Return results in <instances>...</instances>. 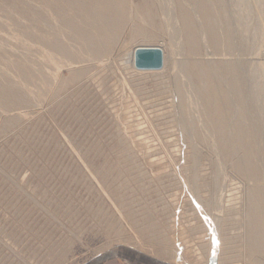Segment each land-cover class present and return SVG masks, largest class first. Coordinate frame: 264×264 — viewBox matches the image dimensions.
I'll return each mask as SVG.
<instances>
[{"label": "rangeland", "instance_id": "374dc122", "mask_svg": "<svg viewBox=\"0 0 264 264\" xmlns=\"http://www.w3.org/2000/svg\"><path fill=\"white\" fill-rule=\"evenodd\" d=\"M14 1L22 6L27 0H21L23 4L6 0L3 4ZM40 1L43 2L36 0L31 8ZM132 1L135 5L140 3ZM250 1V45L243 55L248 61L246 66L253 65L251 61L264 62V34H260L262 40L259 38L264 0ZM2 11L0 42H4V51L0 49V54H4L0 55V70H8L10 60L21 59L26 66L37 67L35 72L42 75L35 73L38 81L33 79L36 83L31 86L38 100L29 102L32 106H14L18 110L8 113L14 123L8 130L2 124L8 114L2 113L0 107V264H210L213 227L206 223L205 213L215 212L206 201L213 195L211 180L217 176V169L221 187L227 188L223 211L231 213V221L222 229L221 258L218 256L215 263L264 264V254L249 253L243 235L247 189L255 182L238 171L231 159L219 154V142L209 133L202 99L196 91L190 92L194 97V103H189L190 116L200 124L202 132L194 142L201 150L200 181L196 184L191 182L194 144L184 141L176 117L172 70L168 67L164 72H136L127 68L131 50L138 44H160L169 53L173 42L180 40L177 35L164 32L133 39L127 27L119 36L117 47L101 61L77 63V67L86 68L85 73L61 91L59 81L50 74L58 70L62 77L69 75L63 78L71 79L70 67L46 61L42 54L46 46L30 34H26V42L39 46L35 48L38 52L43 47L41 54L34 48L28 50V42L22 44L18 40L19 45L18 41L15 44V35L24 37V28ZM11 37L16 39L10 40ZM252 42L257 44L253 46ZM25 47L28 51L24 52ZM40 66L43 69H38ZM10 80L15 83L19 79L12 74ZM252 80L264 81V77L257 74ZM48 83L50 87H46ZM19 113L25 116L21 118ZM96 168L101 172L97 173ZM194 193L201 199L196 200ZM148 215H153L152 219ZM167 246L177 255L176 259L152 256Z\"/></svg>", "mask_w": 264, "mask_h": 264}, {"label": "bare ground", "instance_id": "6f19581e", "mask_svg": "<svg viewBox=\"0 0 264 264\" xmlns=\"http://www.w3.org/2000/svg\"><path fill=\"white\" fill-rule=\"evenodd\" d=\"M2 1H0L2 3H0L2 5L0 10L3 9L8 18L17 21L14 23H18L24 28V37H22V35H15L17 37L15 44H17L18 40H20L21 43H27L28 41L26 42L25 36H27L26 34H30L35 40L38 39L39 42L43 44L42 46H46L45 50L41 47V51L43 50L42 54L46 61L53 65L60 64V66L66 65V67H70L72 74L71 79H65L69 75L63 76L65 77L63 78L62 75H60L62 72L59 74L57 69V71L50 74L53 80L59 81L58 87L61 88V91H63L62 89L66 88L68 84H71V82L82 78L85 73L86 68L77 67V63L85 60L101 61L102 57L109 54L119 43V36L127 27H130L131 37H133V39L160 36L164 32L170 33L171 35L173 33L174 37L177 35L180 40L182 39L181 41H175V44L173 42V45L169 43V46L171 45L169 53L160 44H138L131 50L130 65L127 66V68L136 72H164L168 67L172 70L171 88L174 92V101L177 107L176 117L180 123L184 141L189 144H194V161L191 164L193 169V180L191 182L196 184H199L200 181L199 167L201 166V150L194 142L201 136L202 132L200 124L190 116L189 103H194V97L192 98L190 92L196 91L197 97L202 99V111H204L209 123V133L216 142H219V154L226 159H231L238 171L250 177L251 182L253 180L255 182H252L253 184L249 185V189H247L248 193L246 200L248 207L245 213V233L243 235L246 238V242H244L246 243L249 253L253 255L264 254V136L261 135V132L264 130V81L252 80L253 76L256 77L257 74L262 78L264 77V62H260L259 60H257L259 62L251 61V59L249 61L254 62L253 65L247 64L249 66H246V62L248 61L243 58V55H246L248 52L250 45V43L248 44V39H250V37L248 38L247 35L249 34L247 33L249 26L248 17L251 15L250 0H140L138 5H135L132 0H42L43 2L41 3L40 1V5L37 3L39 1H37L36 4L38 5L33 8H31V5L36 0H27L25 2L26 4H23L24 1L19 0V2L21 1L23 4H21L22 6H20L18 2L15 3V1L12 4L4 5L6 4V0L5 2ZM24 5L25 7L28 5V7L25 8ZM261 11L263 12L260 23L262 33H259V35L264 34V9ZM1 16L2 15H0V17ZM1 23L2 21L0 24ZM4 24L6 23L4 22ZM12 36L14 35L12 34ZM260 37H262V35H260L259 38ZM11 38L10 40H13L15 37ZM20 42L18 41V45ZM3 43L4 42H0V49L2 50L4 49ZM254 43L252 42L253 46H255ZM27 44L28 50L36 48L33 47L34 43L31 45V43L28 42ZM20 46L22 45L20 44ZM140 46L162 48L164 51L163 67L160 69H138L135 66V50ZM38 47L36 49H39ZM47 48L49 49L47 50ZM26 49L25 47L24 52L28 51ZM36 49L35 52L38 54L40 52L41 54V51L38 52ZM33 51L34 50H32V53ZM254 53L256 54V51ZM3 54L0 55L3 56ZM18 55H21L20 52ZM228 55L232 57H228ZM8 57L7 59H9ZM23 57L27 58V55ZM35 58L37 59V55ZM245 58L247 59V57ZM1 59L0 61H2ZM19 62L10 60L7 62L9 65H6V67L8 66L10 68L8 70H0V107L1 112L5 114L11 113L10 111L18 104L19 106L17 107L20 108V104L38 100V95L32 92L33 89L31 90V86L34 83L33 79H38L35 73H38V75H42V73H39L38 70L35 72L37 67L31 68L32 66H26L21 59ZM40 63H42V60ZM123 64H126V62H123ZM32 65H36V63ZM46 65L47 63L45 66ZM42 66L38 67V69H43ZM12 74H15L17 79H19L15 83H12L10 80ZM42 83L45 82H41V85H43ZM50 83L52 84L53 82ZM47 86L50 87L49 83L48 85L46 84V87ZM60 90L57 91L61 92ZM30 105L32 106V104ZM18 108L14 110L16 111ZM15 116H17V114ZM15 116L13 117L15 118ZM24 116L23 114V117ZM11 117L12 116L8 114L2 123L7 130L10 128L9 126L11 124H14ZM18 117L19 116H17V118ZM260 120L261 124H259ZM123 136H125V134ZM105 170L107 169L105 168ZM219 171L220 170L217 169V176L211 180L213 195H211L209 201H206L215 211L213 214L205 213L206 223L213 227L210 231L212 237L209 248V254L211 256L210 264H216L215 261L218 256L221 258L220 244H217V241L220 242L223 240L222 229L231 221V213L226 211L225 213L223 211V201L225 199L224 191L227 188L224 189L221 187ZM99 172H101V170L98 171L97 169V173ZM187 181L188 180L184 181V183ZM237 185L239 186V184ZM197 195L198 194L194 195L196 200L201 199V196ZM196 202L199 203L198 201ZM192 211H194V209ZM194 213L196 212L194 211ZM194 215L195 214H193V216ZM152 216H149L151 217L150 219H152ZM240 216L242 215L240 214ZM153 218H155V216ZM157 222L159 221L157 220ZM156 226L158 227V225ZM207 228L208 227H206V229ZM193 236L195 237V235ZM168 247L169 246H167L164 251H154L152 256L160 258V255H166L168 261L176 259L177 255L170 252L171 249L169 250ZM261 263H263V261Z\"/></svg>", "mask_w": 264, "mask_h": 264}, {"label": "water", "instance_id": "95a60500", "mask_svg": "<svg viewBox=\"0 0 264 264\" xmlns=\"http://www.w3.org/2000/svg\"><path fill=\"white\" fill-rule=\"evenodd\" d=\"M164 65V51L160 47L140 46L135 50V66L138 69H160Z\"/></svg>", "mask_w": 264, "mask_h": 264}, {"label": "snow or ice", "instance_id": "6c2138e0", "mask_svg": "<svg viewBox=\"0 0 264 264\" xmlns=\"http://www.w3.org/2000/svg\"><path fill=\"white\" fill-rule=\"evenodd\" d=\"M219 242L217 241V244H218Z\"/></svg>", "mask_w": 264, "mask_h": 264}]
</instances>
